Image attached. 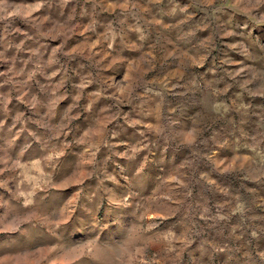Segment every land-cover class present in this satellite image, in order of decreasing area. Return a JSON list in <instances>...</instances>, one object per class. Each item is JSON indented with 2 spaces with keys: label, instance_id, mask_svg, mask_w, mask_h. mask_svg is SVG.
Instances as JSON below:
<instances>
[{
  "label": "rangeland",
  "instance_id": "obj_1",
  "mask_svg": "<svg viewBox=\"0 0 264 264\" xmlns=\"http://www.w3.org/2000/svg\"><path fill=\"white\" fill-rule=\"evenodd\" d=\"M0 264H264V0H0Z\"/></svg>",
  "mask_w": 264,
  "mask_h": 264
}]
</instances>
